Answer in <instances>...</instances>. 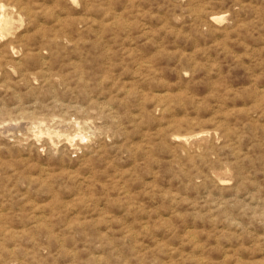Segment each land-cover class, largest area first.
Wrapping results in <instances>:
<instances>
[{"label": "rangeland", "instance_id": "1", "mask_svg": "<svg viewBox=\"0 0 264 264\" xmlns=\"http://www.w3.org/2000/svg\"><path fill=\"white\" fill-rule=\"evenodd\" d=\"M1 4L0 264H264V0Z\"/></svg>", "mask_w": 264, "mask_h": 264}, {"label": "bare ground", "instance_id": "2", "mask_svg": "<svg viewBox=\"0 0 264 264\" xmlns=\"http://www.w3.org/2000/svg\"><path fill=\"white\" fill-rule=\"evenodd\" d=\"M1 2H2V0L0 1V33L2 32V34L4 33L2 30H3V28H4V25L7 23V20H6V15H5V13H4V11H3V8L5 9V6L3 5V4H1ZM76 2V1H75ZM74 3V2H73ZM9 5V4H8ZM12 8V7H11ZM15 9V8H14ZM18 12V11H17ZM19 13V12H18ZM31 13V12H30ZM213 18V17H212ZM10 19V18H9ZM214 20V19H213ZM216 21V20H215ZM8 26V25H7ZM8 30V29H7ZM6 34V33H5ZM10 34V33H9ZM3 38V37H2ZM11 40H12V37L10 38ZM1 40V39H0ZM13 40H15V39H13ZM16 41V40H15ZM5 42V41H4ZM17 42V41H16ZM11 46V45H10ZM13 46V45H12ZM15 46V45H14ZM13 46V47H14ZM16 47V46H15ZM9 49H11V48H9ZM16 50H17V48H16ZM13 51V50H12ZM15 55V54H14ZM2 60V59H1ZM159 100H161V99H159ZM158 100V101H159ZM164 100V99H163ZM162 100V101H163ZM161 101V102H162ZM165 101V100H164ZM163 101V102H164ZM167 102V101H166ZM158 104V103H157ZM167 104V103H166ZM165 105V104H164ZM60 117V116H59ZM49 118V117H48ZM54 119V118H53ZM56 119V118H55ZM64 120L66 119V118H63ZM45 120V119H44ZM47 120V119H46ZM57 120V119H56ZM50 121V120H49ZM61 120L59 119V122H60ZM66 121V120H65ZM68 121V120H67ZM70 122L72 121V120H69ZM52 122H55V121H52ZM58 122V121H57ZM75 122V121H74ZM61 123V122H60ZM69 123V122H68ZM67 123V124H68ZM57 124V123H56ZM59 124V123H58ZM73 124V123H72ZM64 125V124H63ZM66 125V124H65ZM69 125V124H68ZM74 125V124H73ZM80 125V124H79ZM53 126V125H52ZM81 126V125H80ZM79 126V127H80ZM86 125H84V127H85ZM68 127V126H67ZM72 127V126H71ZM74 127H75V125H74ZM82 128V127H81ZM87 128V127H86ZM81 130V129H80ZM87 130V129H86ZM83 131V130H82ZM97 131V130H96ZM98 131H99V129H98ZM98 131H97V133H98ZM95 132V131H94ZM53 133V132H52ZM62 133V132H61ZM91 134H95V133H93V132H91ZM50 135V134H49ZM67 135V134H66ZM98 134H95V136H97ZM89 136H90V134H89ZM179 136V135H178ZM177 136V137H178ZM39 137V136H38ZM181 137V136H180ZM44 138V137H43ZM69 138H70V136H69ZM181 138H183V137H181ZM38 139V138H37ZM40 139V138H39ZM46 139V138H45ZM71 139V138H70ZM176 139V138H175ZM178 139V138H177ZM184 139H186V138H184ZM48 140V139H47ZM46 140V141H47ZM52 139H50V141H51ZM65 140V139H64ZM69 140V139H68ZM49 141V140H48ZM70 141V140H69ZM69 141H67V142H69ZM189 141V140H188ZM62 142H63V140H62ZM45 143V142H44ZM46 144H47V142H46ZM70 144V143H69ZM71 145V144H70ZM183 145V143L181 144V146ZM67 146V145H66ZM72 146H73V144H72ZM91 146V145H90ZM184 146H186L185 144H184ZM85 147V146H84ZM187 147V146H186ZM57 148V147H56ZM56 148H55V150H56ZM182 148V147H181ZM52 148H50V150H51ZM92 149V148H91ZM184 149H185V147H184ZM188 149V148H187ZM205 149V148H204ZM189 150V149H188ZM186 153V152H185ZM89 154V153H88ZM189 154H191V153H189ZM199 154V153H198ZM203 154V153H202ZM188 155V154H187ZM205 155V154H204ZM197 156V155H196ZM220 180V179H219ZM38 216V215H37ZM37 219H39V218H37ZM1 234V233H0ZM2 244V243H1ZM1 246V245H0ZM3 247V246H2ZM6 251V250H5Z\"/></svg>", "mask_w": 264, "mask_h": 264}]
</instances>
